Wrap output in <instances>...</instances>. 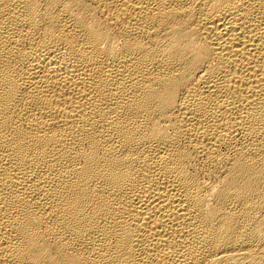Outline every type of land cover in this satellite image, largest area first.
Wrapping results in <instances>:
<instances>
[{
	"label": "bare ground",
	"instance_id": "bare-ground-1",
	"mask_svg": "<svg viewBox=\"0 0 264 264\" xmlns=\"http://www.w3.org/2000/svg\"><path fill=\"white\" fill-rule=\"evenodd\" d=\"M0 264H264V0H0Z\"/></svg>",
	"mask_w": 264,
	"mask_h": 264
}]
</instances>
